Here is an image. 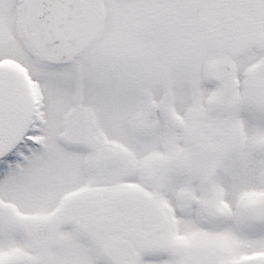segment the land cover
I'll use <instances>...</instances> for the list:
<instances>
[{
  "label": "snow or ice",
  "instance_id": "6c2138e0",
  "mask_svg": "<svg viewBox=\"0 0 264 264\" xmlns=\"http://www.w3.org/2000/svg\"><path fill=\"white\" fill-rule=\"evenodd\" d=\"M0 264H264V0H0Z\"/></svg>",
  "mask_w": 264,
  "mask_h": 264
}]
</instances>
